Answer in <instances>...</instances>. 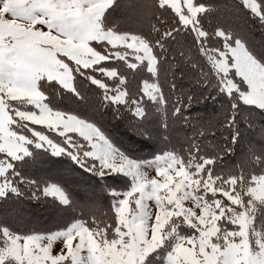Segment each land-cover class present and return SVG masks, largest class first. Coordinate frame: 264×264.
Listing matches in <instances>:
<instances>
[{"label": "snow or ice", "instance_id": "6c2138e0", "mask_svg": "<svg viewBox=\"0 0 264 264\" xmlns=\"http://www.w3.org/2000/svg\"><path fill=\"white\" fill-rule=\"evenodd\" d=\"M121 7L0 0V264H264V0H140L127 30ZM208 100L218 128L185 115ZM105 116L163 146L133 155ZM176 122L193 129L183 142ZM248 132L259 142L225 168ZM55 157L97 178L106 211L34 174ZM49 197L68 214L51 228L11 207Z\"/></svg>", "mask_w": 264, "mask_h": 264}, {"label": "trees", "instance_id": "16d2710c", "mask_svg": "<svg viewBox=\"0 0 264 264\" xmlns=\"http://www.w3.org/2000/svg\"><path fill=\"white\" fill-rule=\"evenodd\" d=\"M139 2L140 0H120L122 7L113 12L112 18L125 30L137 28L139 24L135 5ZM216 2L223 3L225 0H216ZM147 78L152 79L147 72L139 73L132 81V89L139 90L142 81ZM185 86L187 87V82H185ZM219 111V106L213 104L211 100H208L193 105L191 112H186L185 115H191L196 118L193 124L212 122L218 128L220 120L218 115ZM259 123L260 121L257 120V124ZM104 126L121 147L135 156L150 159V155L155 151H159L163 146L157 136H154L152 139H147L136 135L125 123L112 120L109 116L104 117ZM213 130L215 131L216 129ZM192 131L193 129L191 127H186L181 122H176L173 130V138L177 142H183L184 137L190 136ZM221 133L222 130L217 131L215 137L209 136L208 139L213 140L214 143H223ZM223 134L226 135V133ZM249 142L258 143L259 136L255 132L246 133L244 141L237 147L235 153L223 157L222 164L225 168H233L242 164L244 150ZM52 159L54 162H41L37 164L36 169H34V174L53 176L60 179L80 205L96 203L101 206L102 210L106 211L108 209L109 200L105 198L106 193L99 191L97 178H93L89 173L74 165L66 157H55ZM123 182L122 179L113 177H105L104 181H102V183L109 185H120ZM11 207L19 209L17 219L20 223L32 224L42 228L54 227L62 223L68 215L52 201L51 197L46 200L41 199L40 201H30L25 198L22 203L13 204Z\"/></svg>", "mask_w": 264, "mask_h": 264}, {"label": "rangeland", "instance_id": "374dc122", "mask_svg": "<svg viewBox=\"0 0 264 264\" xmlns=\"http://www.w3.org/2000/svg\"><path fill=\"white\" fill-rule=\"evenodd\" d=\"M145 80L149 81V83L152 82V79H149V78L144 79L143 81H145ZM143 81H142V83H141V87L143 86ZM148 171H149V173L151 174V170H148ZM125 179H127V178L125 177Z\"/></svg>", "mask_w": 264, "mask_h": 264}]
</instances>
